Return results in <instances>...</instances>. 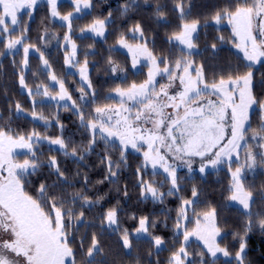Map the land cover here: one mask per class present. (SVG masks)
Returning a JSON list of instances; mask_svg holds the SVG:
<instances>
[{"label":"snow or ice","instance_id":"obj_1","mask_svg":"<svg viewBox=\"0 0 264 264\" xmlns=\"http://www.w3.org/2000/svg\"><path fill=\"white\" fill-rule=\"evenodd\" d=\"M71 3L76 13H82L93 7L94 0H71ZM145 3L147 4V0ZM38 4L39 0H0V43L8 51L16 50L12 53L14 56L19 51L17 46H23V57L19 63V84L22 88H28L25 73L29 68L32 50L40 53L39 58L44 68H50L43 51L35 45L24 43L31 30V18ZM47 5L51 18H59L68 23L69 32L63 37L66 52L64 63L69 67H78L82 83L80 95L74 100L66 88V81L50 74L49 79L59 86V91L53 95L45 86L42 95L76 115L79 127L88 133V139L86 146H72L75 142L71 137L64 136L65 125L60 121L59 113L52 118L55 121L53 125L48 117L36 113L35 101L31 111L33 120L44 121L45 128L58 127L60 135L53 138L35 129L17 134L7 125H0V264H77L78 254L83 258V264H105L103 259L96 260L103 252L98 233H92L86 252V234L80 236L79 249H75L73 243L81 225L92 226L85 223V209L91 210L102 205L108 194L97 193L93 199L88 194L89 177L86 172L81 189L71 194L66 193L64 189L75 188V184L69 183L66 170L61 167L57 156H50L46 162L41 161L43 153L40 148L45 142L50 145V152H58L83 167H86L83 163L86 158L102 143L103 154L97 155L104 169V176L96 184L107 182L117 185L121 171L128 167L129 149L140 153L143 159L135 172V187L140 190L141 201L151 200L154 204L164 205L166 197L180 199L172 229L175 239L179 240V247L171 252L167 264H217L221 256L228 258L226 264H246L249 233L254 228H259L264 233V211L253 213L252 205L256 200L253 191L245 187L246 172L264 167V100H259L254 94L256 85L253 70L255 64L264 60V0H237L234 8L229 5L212 17L216 24L226 19L231 25L235 38L232 43L243 53V60L246 62L243 67L247 70L240 72L237 65L236 72L227 76L220 75L218 79L213 74L211 81L208 80L204 65L197 66L190 59L198 49L201 22L198 19L187 22L190 6L186 9L183 0H175L172 9L178 11L185 21L179 26V31L169 37L170 41H178L183 46L179 49L181 54L175 59L171 55H155L148 47L149 40L145 37L144 29L140 23H136L130 31L139 34L142 43L132 46L121 36L118 44L131 53L133 69H137L141 58L147 60V78L141 83L133 82L127 88L112 89L115 97H119L116 105L97 103V94L88 69L89 54H85L81 64L77 58V45L69 34L74 14L69 12L61 15L58 0H47ZM139 7V0H126L121 8V15ZM165 7L156 3L154 12L158 18L166 16ZM24 14L29 18L27 22L22 19ZM111 16L112 13L109 12L108 17L95 19L86 30H81L82 34L88 31L96 36H104ZM208 24L209 21L205 20L203 26L207 27ZM17 30L20 35L13 39ZM47 36L48 29L44 27L43 34L38 39L45 41ZM52 38L56 39L55 36ZM217 40L222 42L224 38L221 36ZM69 46L71 54H67ZM210 47L214 53L218 45L213 42ZM13 62L15 64V60ZM108 65L113 74L124 72L111 57ZM158 77L167 82L160 83ZM126 78L125 75L123 79ZM261 83H264V73L261 74ZM28 95H41V86L37 85L35 91L28 89ZM115 97L109 94L105 99ZM89 104L96 106L86 115L84 109ZM8 112L10 116L7 123L10 124L11 115L18 116L24 109L17 102L15 113L11 107ZM254 113H258L259 120L255 129L251 126ZM2 120L4 115L0 113V121ZM15 149L25 150L19 153L26 157L22 162L14 160V156L18 155L14 152ZM110 150L119 151V157L114 159ZM197 163L198 169L195 167ZM225 164L230 174L228 200L238 202L246 217L243 228L233 233L234 240L238 242L234 251L228 246L222 247L218 242L221 228L217 210L213 208L202 213L195 212L200 195L195 185L191 189V198L178 196L182 191V178L179 175L181 169L186 168L188 178H191L194 172L198 171L203 175L209 167L215 169ZM233 164L236 165L235 168L232 167ZM148 165L154 170L153 175L158 174L156 169L163 170L162 181L144 179ZM44 167L50 170L48 177L40 180L35 195L30 194L26 190L32 183L29 178L37 176ZM52 176L56 179L49 184L48 178ZM76 176H80L79 170ZM165 184L168 185L166 191H161ZM115 191H123L125 197L128 195L127 185L123 189L117 186ZM261 200H264V196H261ZM190 209L195 215V226L191 229L188 227V223L192 222ZM161 211L165 217L164 227L167 228V221L172 219L171 210ZM98 219L101 232L106 228L119 231L123 249L130 252L133 233L128 228L120 230L119 208L113 206L107 209ZM131 219L137 220V217L133 215ZM158 223L160 221L149 216H140L135 229L136 235L145 234L150 238L153 251L149 252V257L158 255L165 245L162 235L150 231ZM193 238L202 244L195 252L189 250ZM137 262L139 264V257Z\"/></svg>","mask_w":264,"mask_h":264},{"label":"trees","instance_id":"obj_2","mask_svg":"<svg viewBox=\"0 0 264 264\" xmlns=\"http://www.w3.org/2000/svg\"><path fill=\"white\" fill-rule=\"evenodd\" d=\"M199 1L183 0L186 9L190 6V13L187 18L192 20L198 19L201 22L198 31V49L194 51L190 59L194 60L197 66L204 65L209 81L213 79V76H211L213 74L218 79L220 75L227 76L230 73L236 72L237 65H239L240 72L246 71L247 69L243 67L246 62L232 43L234 37L231 27L226 24L215 25L212 20L215 11L218 12L229 5L234 8L237 0H204V3L211 2L219 5L211 13L205 9L203 11L196 10L194 5L200 3ZM125 2L126 0H94V5L89 12L73 19L71 22L74 30L71 33V39L77 45V58L81 64L85 59V54H89L87 60L90 79L97 94V103L100 105L118 104L119 97H115V93L111 92L112 89L116 87L127 88L131 83H141L147 78V64L142 63L138 70H134L131 66L130 56L116 48V44L121 36L125 40L132 42L142 40L130 31L136 23H140L144 29L145 37L149 40L148 47L155 55H171L175 59V57L181 54L178 44L169 40V37L173 33L179 31V26L184 21L181 19L178 11L172 10L175 0H147V4L145 0H139V8L131 9L127 14L121 15V8ZM157 2L166 6L164 8L166 16L163 19L158 18L154 12ZM62 4L63 6L61 8L63 11L66 12L70 9L68 2ZM109 12L112 13V16L106 25V33L103 38L75 34V29L85 27L99 17H108ZM24 17H26V14L22 16L23 21H25ZM205 20L209 21L207 27L203 26ZM44 27H47L48 31L57 33H62L65 29L63 25L51 20L48 15L47 3L41 1L36 6L34 15L31 18V30L27 33L25 42L35 45L44 52L45 58L49 61L50 68L45 69L39 58L40 56L31 54L29 56V68L25 73L28 88H23L24 90L21 89L22 87L19 84V63L23 57L22 52L18 51V54L14 56L12 53L5 52L3 43H0V113L4 115V120L0 121V125H7L17 134L27 133L35 129L53 138L60 135L58 127L49 126L45 128L44 121L33 120L31 111L33 109V101H35L36 113L48 117L53 125L55 121L52 118L59 113L60 121L65 125L64 136L71 137L75 142L72 146H86L88 133L79 127V119L76 115H73L71 111H66L57 103L41 100L42 92L41 95H28V89L35 91L37 85L41 86V91L47 86L49 91L56 92L58 88L50 84V74H55L58 79L66 81V88L74 100H77L80 95L79 88L82 82L77 71L72 72L67 70L64 63L65 49L60 48L58 44L51 46L47 50L42 48L41 40L38 38L42 35ZM18 33L19 30L12 37ZM221 36L224 38L222 42L217 40ZM213 42H216L218 45L214 53L210 47ZM109 57H111L115 64H118L120 68L124 69V72L118 75L113 74L108 65ZM14 60L15 64L13 62ZM216 64L223 65L224 70H207L208 67L210 68ZM253 70L255 72L254 83L256 85L254 94L259 100H264V83H261V74L264 73V60L255 64ZM125 75L127 78L123 79ZM157 79L160 83L167 82L166 79H160L159 77ZM109 94L115 98L105 99ZM17 102L22 105L24 112L18 116L15 114L11 115V123L8 124L7 122L10 116L8 109L11 107L13 113H15V104ZM95 106L94 104H89L84 109L85 114L90 113L91 109ZM258 123V113H254L251 118L252 128H257ZM49 147L50 145L48 143L45 142L43 144L40 148V152L43 153L40 159L42 162H46L50 156L55 155L61 161V167L66 170L69 183L75 184V188H65L66 193L71 194L81 189L83 176L86 172L89 177L88 194L93 199H95L97 193L101 195L108 194L106 201L102 205H97L91 210L85 209V223L91 224L92 226H80L76 234V240L73 243L75 249H79L80 247V236L86 234L84 248L86 252L91 241L92 233L96 232L98 233V238L103 249L101 255L96 257L97 261L103 259L105 264H138L137 257H139V264H149V261H151V264H156L157 261H159V264H167L171 252L179 247V240L175 239L172 229L180 199L177 197H166L164 205L154 204L151 200L141 201L140 190L135 187L137 182L135 172L137 167L141 165L143 159L140 153L129 149L127 153L128 167L121 171L117 185L107 182L104 184H96V181L102 179L104 176V169L100 165V159L97 155V153L100 155L103 154L104 145L102 143L83 162L86 167L79 166L73 159L66 158L58 152H50ZM69 151H71V147ZM110 151H112L114 159L119 157V151ZM232 167L235 168L236 165L233 164ZM77 170L80 171L79 177L76 176ZM49 171L47 167H44L37 176L30 177L29 179H31L32 183L27 186L26 190L30 194L35 195V189L40 180L48 177ZM153 171L152 167L148 165L144 179L155 180L157 182L162 181L163 175L161 173L163 171L156 169L157 175H153ZM179 175L182 178V191H180L178 196L180 198H191V189L195 185L200 192L199 202L195 206V212L202 213L213 208L216 209L219 226L221 228V236L217 238L218 242L222 247L228 246L230 250L234 251L238 247V242L234 240L233 233L239 232L243 228L246 217L243 215L244 210L231 204L228 200V196L230 195V174L228 172V166L225 164V166H219L215 169L208 168L203 175L197 171L191 175V178H188L186 169H181ZM247 177L246 173V179ZM251 177L254 179L251 182L250 190L253 191L256 200V203L252 205V211L253 213L264 211V200H261V196H264V167H257L255 170H252ZM55 179V176L48 178V183L51 184ZM125 185H127L128 190L127 197H125L123 191L119 193L115 191L117 186L123 189ZM167 187L168 185L165 184L161 191H166ZM117 201H119V204H117ZM113 206L119 208L121 231L123 228H128L133 233L136 227H138V218L140 216H149L153 220L160 221L157 227L150 229V231L164 237L165 245L163 246V250L158 255L153 254L149 257V252L153 251L152 244L149 243L150 238L147 236H133L132 248L129 252L123 249L122 243L119 241V231L114 232L112 228H106L101 232L98 217ZM162 209L165 211L171 210L172 219L167 221V228L163 224L165 217L162 214ZM79 211L80 209L77 207V212ZM133 215L137 217V220L131 219ZM189 215L192 218V222L188 223V227L191 229L195 226V215L191 209ZM180 239L182 240V236ZM247 243L246 264H264V233H261L259 228H254L249 233ZM197 245L201 247V245ZM227 260L228 258L220 257L218 263L226 264ZM77 264H83V258L79 254L77 256Z\"/></svg>","mask_w":264,"mask_h":264},{"label":"rangeland","instance_id":"obj_3","mask_svg":"<svg viewBox=\"0 0 264 264\" xmlns=\"http://www.w3.org/2000/svg\"><path fill=\"white\" fill-rule=\"evenodd\" d=\"M41 1H45L46 3H47V0H39V2H41ZM64 2H68L69 4H70V9L68 10V11H63V9L61 8L62 6H63V4L61 5V3H64ZM200 3H196V5H194V8H196V10H199V11H203L204 9L205 10H207L208 12H213L219 5L218 4H215V3H211V2H208V3H204V0H200L199 1ZM211 3V4H210ZM61 5V6H60ZM58 10H59V12L61 13V15H65V14H67V13H69V12H72L73 14H74V17H73V19H75V18H77V17H80L81 15H83L84 13H86V12H89L90 10H91V8L90 9H88V10H85L84 12H82V13H76L75 12V7H74V5L71 3V0H58ZM194 12V11H193ZM217 11H215V13H216ZM106 16H104V17H99V18H97V19H104ZM25 18V22H27L28 20H29V18H28V16H27V14H26V17H24ZM51 18V17H50ZM72 19V20H73ZM187 19V22H191L192 21V19H188V18H186ZM51 20L53 21V22H55V23H58V24H60V25H63L64 26V32H62V33H57V32H54V31H48V36H47V38H46V40L45 41H41V45H42V48L44 49V50H47L48 48H50L51 46H53V45H55V44H58L59 46H60V48H64L63 47V45L65 44V41H64V39H63V37H64V35H65V33L66 32H69V28H68V23L67 22H64V21H61V20H59V18H55V19H53V18H51ZM72 20H71V22H72ZM185 21H183L182 23H184ZM213 23L215 24V25H224V24H226V25H228V26H230L231 27V25H229L228 24V22H227V20L225 19V20H223L220 24H216L214 21H213ZM91 24V23H90ZM90 24H88V25H90ZM88 25L87 26H85V27H82V28H80V29H75V34H78V35H92V36H95L96 38H103L104 36H96L94 33H91V32H88V31H85L83 34H82V32H81V30L82 29H87V27H88ZM21 27H23V25L21 26ZM231 29H232V27H231ZM74 30H73V28H72V23H71V31H70V36H71V33L73 32ZM105 33H106V27H105ZM42 34H43V32H42ZM133 35H135V36H139V34H134V33H132ZM20 35V31H19V33L16 35V36H14V37H12L13 39L14 38H16L17 36H19ZM53 36H55L56 37V39H53L52 37ZM235 39V38H234ZM126 42L128 43V44H130V45H132V46H135L136 44H138V43H142V40H137V41H135V42H132V41H128V40H126ZM173 42H175V43H177L178 44V46L180 47V48H182L183 46L182 45H180L179 44V42L178 41H173ZM24 43L26 44V45H32V44H29L28 42H25L24 41ZM17 48H18V50L19 51H21L22 52V54H23V46H21V45H18L17 46ZM116 48L117 49H119V50H122V51H124L126 54H128L129 56H130V59H131V66H132V55H131V53L128 51V49L127 48H124V47H122V46H120L118 43L116 44ZM236 50L242 55V57H243V53H241L237 48H236ZM16 50H11V51H8V50H6L5 49V52H8V53H13V52H15ZM31 54H34V55H38V56H40V53L39 52H36L35 50H32L31 52H30V55ZM67 54H71V46H69L68 48H67ZM65 55H66V52H64V59H65ZM142 63H145V64H147L148 65V62H147V60H145L144 58H141L140 59V63L137 65V69H134V70H138L139 69V67H140V64H142ZM66 66V68H67V70H69V71H72V72H78V68H74V67H69L68 65H65ZM214 67H216V68H214ZM207 70H214V71H223L224 70V66L223 65H218V64H216V65H214V66H212V67H208L207 68ZM211 76H213V75H211ZM80 78V77H79ZM50 84L51 85H54V86H56L57 88H58V90L56 91V92H51L53 95H55L58 91H59V86L58 85H56L55 84V82L54 81H51L50 80ZM22 90H24L23 88H21ZM41 92H43V91H41ZM41 100H43V101H51V102H54V103H57L56 101H52V100H49L48 98H46V97H44L43 95H42V97H41ZM64 102H60V104H63ZM68 103L69 104H71V101H68ZM249 136H251V133H249ZM47 143V142H46ZM255 143V142H254ZM56 147V146H55ZM25 150H23V149H15L14 150V152H16V153H18V155H16V156H14V160L15 161H18V162H22L23 161V159H25V156L24 155H20L19 153H23ZM241 155H243V154H241ZM151 166V165H150ZM221 166H223V165H221ZM225 166V165H224ZM195 167L198 169V167H199V164L197 163L196 165H195ZM219 167V166H218ZM209 168H211V167H209ZM159 169V168H158ZM184 169H186V168H184ZM160 170H162V169H160ZM187 170V169H186ZM163 171V170H162ZM247 173V179H245V187L246 188H250L251 187V182H252V180L254 179V178H252L251 177V175H252V170H249V171H247L246 172ZM248 186V187H247ZM231 202V204H233V205H235V206H237V207H239L240 209H242V210H244L243 209V207L241 206V205H239L238 204V202H234V201H230ZM133 236H135V237H138V236H140V237H145L146 235L145 234H140V235H136L135 234V231L133 232ZM197 244H199V245H201V247H202V244L199 242V241H197V240H195V238H193L192 239V245H191V247H190V251H193V252H195V251H198L199 250V247H198V245ZM221 257H223V256H221ZM217 264H219L218 262H217Z\"/></svg>","mask_w":264,"mask_h":264},{"label":"flooded vegetation","instance_id":"obj_4","mask_svg":"<svg viewBox=\"0 0 264 264\" xmlns=\"http://www.w3.org/2000/svg\"><path fill=\"white\" fill-rule=\"evenodd\" d=\"M5 175H7V173H5Z\"/></svg>","mask_w":264,"mask_h":264}]
</instances>
